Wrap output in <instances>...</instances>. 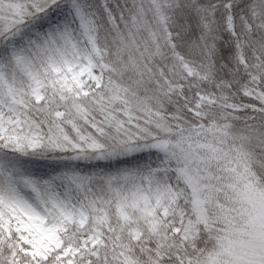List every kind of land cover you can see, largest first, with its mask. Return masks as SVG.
<instances>
[{"label":"snow or ice","instance_id":"snow-or-ice-1","mask_svg":"<svg viewBox=\"0 0 264 264\" xmlns=\"http://www.w3.org/2000/svg\"><path fill=\"white\" fill-rule=\"evenodd\" d=\"M0 264H264V0H0Z\"/></svg>","mask_w":264,"mask_h":264}]
</instances>
